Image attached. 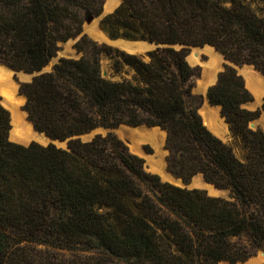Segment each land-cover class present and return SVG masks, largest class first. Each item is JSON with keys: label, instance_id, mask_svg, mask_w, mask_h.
Listing matches in <instances>:
<instances>
[{"label": "trees", "instance_id": "1", "mask_svg": "<svg viewBox=\"0 0 264 264\" xmlns=\"http://www.w3.org/2000/svg\"><path fill=\"white\" fill-rule=\"evenodd\" d=\"M107 0H0V63L41 73L61 43L79 59L21 84L23 109L40 134L67 149L10 139L0 96V264H231L264 251V130L237 67L264 75V0H123L101 25L113 40L157 49L130 54L83 35ZM211 46L228 64L208 91L232 143L204 122L194 94L192 48ZM109 57L120 80L105 77ZM122 125L167 133L168 170L198 175L233 199L164 182L113 132ZM111 130L91 141L80 137ZM241 154V155H240Z\"/></svg>", "mask_w": 264, "mask_h": 264}, {"label": "bare ground", "instance_id": "2", "mask_svg": "<svg viewBox=\"0 0 264 264\" xmlns=\"http://www.w3.org/2000/svg\"><path fill=\"white\" fill-rule=\"evenodd\" d=\"M118 5V0H111L107 5V11L113 10ZM89 33L96 38L97 40L103 39V36L98 28L96 23H92L88 25ZM102 31V30H101ZM103 33V32H102ZM118 44L130 51L131 53L141 52L144 49H150L149 45L144 43H134V42H126V41H119ZM210 49V60L208 62H202L201 58L199 57L200 54L206 52V50ZM223 56L219 52L216 53V50L211 46H206L204 48H194L192 54L189 56L190 63L193 64H202L204 66V79L200 82L201 85L207 86L213 84L217 81V73L221 69V64L223 61ZM214 60L215 64L212 62ZM216 60V61H215ZM12 73L10 70L0 66V79L2 80V85L5 87L3 95L10 100L13 107L7 106L8 110L11 112L12 115V135L17 140L21 139H29L32 137L38 138L41 142L45 143L48 139L35 132L33 125L27 120L23 119L20 116L25 113L27 117V113L21 110L19 106V102H24L26 99L24 97H19L17 91V85L12 80ZM242 75L245 77L247 82V88L251 90V92L256 97L257 103L263 101L264 98V76L258 72L253 66H247L242 71ZM7 88V89H6ZM206 88V87H205ZM207 89V88H206ZM17 92V93H16ZM247 107V106H246ZM220 107L211 106L209 103L208 105L204 106L200 113L204 118V122L206 126L217 136H221L220 134L223 132H227L228 130V123L226 120L221 116ZM22 113V114H20ZM260 120V119H259ZM259 120L252 122L251 124H257ZM260 123L264 125V117L260 120ZM127 128V127H126ZM141 128L132 129L129 133H122L120 136L123 137L126 144L130 147L131 152L138 156H145L147 158V164L145 168L148 172L158 174L162 176L166 181L180 183V180H176L169 171L166 170V160L165 154L166 151L162 149L161 145L163 144L166 137V132L162 131L160 128H153L149 129L154 131L152 138L146 139L147 142L152 144L156 148V153L153 155H148L143 150V133H141ZM152 133V132H151ZM224 135V134H223ZM145 136V135H144ZM224 137V136H223ZM22 141V140H21ZM25 142V141H24ZM164 145V144H163ZM168 152V151H167ZM199 178L196 179V184L198 187L201 188H208L213 193H215L213 186L207 184L203 179V175H199ZM264 252H261L259 262L264 261ZM257 262V261H256ZM221 264H227L226 262H222ZM245 264V263H241ZM255 264V263H253Z\"/></svg>", "mask_w": 264, "mask_h": 264}, {"label": "rangeland", "instance_id": "3", "mask_svg": "<svg viewBox=\"0 0 264 264\" xmlns=\"http://www.w3.org/2000/svg\"><path fill=\"white\" fill-rule=\"evenodd\" d=\"M111 0H107L106 1V3H105V6H104V11H103V14L100 16V17H95V16H93V17H90V18H88L87 20H86V22L84 23V25H83V35H87L88 36V38L89 39H91L92 41H94V42H97L98 44H108V45H111V46H113V47H115V48H118V49H120V50H123V51H125V52H127V53H130V54H137V55H142V56H144V55H146V53L150 50V49H147V50H144V51H141V52H136V53H131L130 51L128 52V50L126 49V48H124V47H122V46H120L119 44H118V42L119 41H125V40H116V41H113V40H111L108 36H107V34L105 33V31H104V29H103V27H102V25H101V21H102V19L105 17V16H107V15H109V14H111V13H113L120 5H121V3H122V0H118V5L113 9V10H111V11H107V5H108V3L110 2ZM96 23L97 25H98V28H99V30H100V32H101V34H102V36H103V39H101V40H97L96 38H94L90 33H89V28H88V25H91L92 23ZM102 30V31H101ZM103 32V33H102ZM79 39H72V40H70V41H68L67 43H61L60 44V46L62 47V50L59 52V54H58V57H56V58H54L53 60H52V62L50 63V65L48 66V68H47V71H51L52 69H53V67L59 62V60L61 59V58H74V59H79L81 56H82V54H80V53H78V51H77V49L75 48V44L77 43V41H78ZM126 42H129V41H126ZM145 44V43H144ZM147 45V44H146ZM206 50V49H205ZM211 52V50L210 49H208V50H206V52H203L202 51V53L200 54V58H201V60H202V62H208L209 60H210V54H209V52ZM192 52H193V50L191 51V54H192ZM216 53H217V51H216ZM190 54V55H191ZM216 61V60H215ZM212 62L215 64V62H214V60H212ZM228 64V62L225 60V58H223V61H222V64H221V69L218 71V73H217V81H218V77H219V74L221 73V72H223L224 70H225V67H226V65ZM191 65L194 67V68H198L199 70H200V77H198V78H196V80H195V85H196V88L194 89V94L197 96V97H199V98H201V102H202V107H201V109L204 107V106H206V105H208V99H207V93H208V91H209V89L211 88V87H213V86H215L216 85V83H217V81L215 82V83H213V84H210V85H207V86H203V85H201L200 84V82L201 81H203V79H204V66L202 65V64H199V63H197V64H193V63H191ZM247 67V65L246 66H243V67H237V69H238V72L240 73V75H242V71L244 70V68H246ZM102 70H103V74H104V76L105 77H108V78H113L114 80H120L122 77H123V75H116L115 76V74H114V71H113V68H112V61H111V59L109 58V57H104L103 58V60H102ZM243 76V75H242ZM244 77V76H243ZM244 79H245V77H244ZM12 80H13V82L14 81H16L17 83H19V84H22V83H25V82H31L32 80H33V75L32 74H26V73H23V72H19L18 74H13L12 73ZM246 81V80H245ZM246 84H247V82H246ZM207 89H206V88ZM17 91H18V86H17ZM249 91L251 92V90L249 89ZM17 93V92H16ZM252 93V92H251ZM253 94V93H252ZM253 96H254V94H253ZM25 102V101H24ZM24 102H19V106L20 107H24V105H25V103ZM263 103H264V98H263V101L262 102H260V103H257V100H256V97L254 96V102L253 103H250V104H248V105H246L247 107L246 108H248L249 110H251V111H256V110H258V109H261L262 108V106H263ZM220 112H221V110H220ZM22 113H24V112H22ZM22 113H20V114H22ZM221 116H222V112H221ZM21 118H23L24 120L25 119H27V117H26V115H25V113L23 114V115H21L20 116ZM264 117V111L262 112V116H261V118H260V120L262 119ZM222 118L224 119V121H225V118L222 116ZM260 120H259V122L257 123V124H251V127L253 128V129H258V128H261V129H263L264 130V125L263 124H261L260 123ZM127 127V128H126ZM142 130H141V133H143V135H141L142 137H143V142H142V147H143V150H144V152L146 153V154H148V155H153V154H155L156 153V148L152 145V144H150L149 142H147V140L146 139H149L150 137L152 138V135H153V132L154 131H152V130H149V129H153V128H149V127H147V126H142V127H140ZM12 129H13V125H12ZM132 129H135V128H132V127H130V126H127V125H122L120 128H118V129H116V130H113V132L115 133V134H117L123 141H125L124 139H123V137L122 136H120V134L122 135V133L124 132V133H129V132H131V130ZM122 133H121V132ZM163 131V130H162ZM109 132H111V130H105V129H98V130H96V131H94V132H92V133H90V134H88L89 135V138L88 139H82L83 141H90V140H92L96 135H99V134H102V135H104V136H106ZM152 132V133H151ZM224 134V135H223ZM145 135V136H144ZM221 136H219V137H221L225 142H228V143H232V141H233V136H232V133H231V131H230V126H229V124H228V130H227V132H223V133H221L220 134ZM44 136V135H43ZM224 136V137H223ZM164 137H166L165 138V140H164V142H163V144L161 145V147H162V149H164L165 151H166V154H165V160H166V170L167 171H169L168 170V162H167V157H168V155H169V151L165 148V146H166V141H167V134H166V136H164ZM16 138V137H15ZM14 138V136L12 135V130H11V133H10V139H11V141H13V142H16V143H19V144H29V143H31V142H37V143H39V144H41V145H44V146H48L49 145V141L47 140L45 143H43V142H41L38 138H36V137H32V138H29V139H21V140H19V139H15ZM25 141V142H24ZM126 143V142H125ZM129 147V146H128ZM129 149H130V147H129ZM130 151H131V149H130ZM168 151V152H167ZM241 155V154H240ZM140 157H142V158H144L145 160H146V162H147V158L145 157V156H140ZM147 164V163H146ZM170 174H172L171 172H169ZM173 175V174H172ZM160 176V175H159ZM199 176V175H198ZM198 176H196L194 179H193V181H192V183L190 184V185H188L187 186V188H189V189H204V190H207L208 192H209V194H212V195H216L217 194V192H215V193H213V191H211L210 189H208V188H201V187H198L197 186V184H196V179L197 178H199ZM161 178H162V180L164 181V182H169V181H166L162 176H160ZM204 179V178H203ZM169 183H171V184H174V185H176V186H180V187H183V188H185V186L184 185H182L181 183H175V182H169ZM218 196H221V197H226V198H228V199H231L230 197H229V195L227 194V193H222V194H219ZM260 256H261V252H259L255 257H253V258H251L250 260H248L247 262H245V264H253V263H255V264H264V261H261V262H259L258 260L260 259ZM262 256H264V255H262ZM257 261V262H256ZM227 264H231L230 262H227V261H225ZM237 264H241V263H237Z\"/></svg>", "mask_w": 264, "mask_h": 264}, {"label": "water", "instance_id": "4", "mask_svg": "<svg viewBox=\"0 0 264 264\" xmlns=\"http://www.w3.org/2000/svg\"><path fill=\"white\" fill-rule=\"evenodd\" d=\"M134 43H139V42H134ZM140 43H145V44H147V45H149L150 46V50L149 51H152V50H155V49H157L158 47H161V46H158V45H156V44H150V43H147V42H140ZM214 48V47H213ZM194 48H192V50H193ZM215 49V48H214ZM144 50H146V49H144ZM216 50V49H215ZM148 51V52H149ZM221 54V53H220ZM223 56V55H222ZM224 57V56H223ZM0 66H2V67H4V68H6V69H8V70H10L11 72H13V74H18V72H16V71H14V70H12V69H10L9 67H7V66H5V65H3L2 63H0ZM247 66H249V65H247ZM254 67V66H253ZM47 68L48 67H46L41 73H45V72H48L47 71ZM255 68V67H254ZM256 69V68H255ZM257 70V69H256ZM258 71V70H257ZM258 72H260V71H258ZM41 73H36V74H34L33 75V78L36 76V75H39V74H41ZM261 73V72H260ZM262 74V73H261ZM263 75V74H262ZM264 76V75H263ZM15 83H16V85L18 86V96L19 97H24V96H22L21 94H20V87H21V84H19V83H17L16 81H14ZM247 85V84H246ZM7 89V88H6ZM4 90H5V87L2 85V80L0 79V96L2 97V104L4 105V107H6L7 108V106H10V107H13L14 106V104H12L11 102H10V100H8V98H6L4 95H3V92H4ZM25 99H26V97H24ZM207 99H208V93H207ZM26 101H27V99L25 100V104H26ZM208 102H209V104L211 105V103H210V101H209V99H208ZM253 103V102H252ZM25 106V105H24ZM211 106H213V105H211ZM8 109V108H7ZM21 110L23 111V112H26L24 109H23V107H21ZM11 113V112H10ZM27 113V112H26ZM12 116V115H11ZM28 117H29V114L27 113V120L32 124V122L28 119ZM33 125V124H32ZM33 127H34V125H33ZM252 128V127H251ZM34 130H35V128H34ZM162 130V129H161ZM35 132H37L36 130H35ZM38 134H40L39 132H37ZM40 135H44L47 139H48V141H49V144H54V145H56V146H58V147H60V148H64V149H67L68 148V146H69V142H70V140L71 139H69V140H67V141H60V140H53V139H51V138H49V137H47L45 134H40ZM81 139H88L89 138V135H83V136H81L80 137ZM91 141V140H90ZM13 142V141H12ZM16 143V142H15ZM31 143H33V142H31ZM31 143H29V144H21V145H24V146H29ZM19 144V143H18ZM147 163V162H146ZM174 176V175H173ZM174 178L176 179V180H180V183L182 184V185H184L185 187H187V185H185V183H184V181L182 180V179H178V178H176L175 176H174ZM205 179V178H204ZM205 182H206V180H205ZM207 183V182H206ZM207 184H209V183H207ZM209 185H211V186H213V188H214V191L215 192H217V194L216 195H212V194H210L211 196H216L217 197V195H219V194H222V193H227L228 195H229V197L231 198V199H233L234 197H233V195L230 193V191H226V190H219V189H217L214 185H212V184H209ZM218 197H220V196H218ZM261 252H264V251H261Z\"/></svg>", "mask_w": 264, "mask_h": 264}, {"label": "crops", "instance_id": "5", "mask_svg": "<svg viewBox=\"0 0 264 264\" xmlns=\"http://www.w3.org/2000/svg\"><path fill=\"white\" fill-rule=\"evenodd\" d=\"M123 1V0H122ZM215 107V106H214ZM221 108V107H220ZM216 135V134H215ZM217 136V135H216ZM219 137V136H218ZM219 138H221V137H219ZM222 139V138H221ZM223 140V139H222ZM224 141V140H223ZM174 177V176H173ZM203 178H204V176H203ZM205 180V179H204ZM216 197V196H215ZM217 197H218V195H217Z\"/></svg>", "mask_w": 264, "mask_h": 264}]
</instances>
